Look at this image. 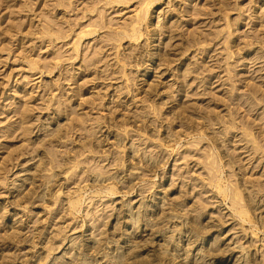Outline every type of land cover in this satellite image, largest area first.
<instances>
[{
  "label": "rangeland",
  "instance_id": "obj_1",
  "mask_svg": "<svg viewBox=\"0 0 264 264\" xmlns=\"http://www.w3.org/2000/svg\"><path fill=\"white\" fill-rule=\"evenodd\" d=\"M152 1L0 0V264H264V0Z\"/></svg>",
  "mask_w": 264,
  "mask_h": 264
},
{
  "label": "bare ground",
  "instance_id": "obj_2",
  "mask_svg": "<svg viewBox=\"0 0 264 264\" xmlns=\"http://www.w3.org/2000/svg\"><path fill=\"white\" fill-rule=\"evenodd\" d=\"M115 1H116V3H118V4H123V3H126V2H127V0H115ZM144 1H145V3H146V4H145V7H146V8L144 7L145 9H143L142 11L144 12V13H143V14H144L143 17L145 18V14H146V12L148 11L149 6L153 3V1H152V0H144ZM139 16H141V15H139ZM143 17H142L141 19H140L139 17H137V18H139L138 21H143V19H144ZM138 23H139V22H137V25H138ZM133 26H134V27H133V29H132V30H133L132 32L135 31V33L137 34V32H138L137 28H139V27H135V25H133ZM138 26H141V24L138 25ZM130 30H131V29H130ZM136 34H135V35H136ZM132 35H134V33H133V34L131 33V36H132ZM125 36L128 37L129 34H128V33H125ZM136 36H137V35H136ZM136 36H133V37H136ZM137 38H138V36L136 37V39H137ZM134 39H135V38H134ZM112 195H113V194H112Z\"/></svg>",
  "mask_w": 264,
  "mask_h": 264
}]
</instances>
